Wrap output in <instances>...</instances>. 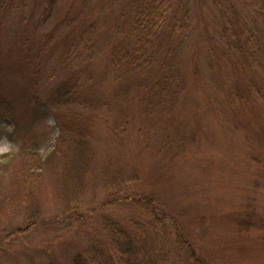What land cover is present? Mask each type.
<instances>
[{
  "label": "rangeland",
  "instance_id": "rangeland-1",
  "mask_svg": "<svg viewBox=\"0 0 264 264\" xmlns=\"http://www.w3.org/2000/svg\"><path fill=\"white\" fill-rule=\"evenodd\" d=\"M173 2L166 24L154 0L0 7V264H122L119 228L161 264H264V6Z\"/></svg>",
  "mask_w": 264,
  "mask_h": 264
},
{
  "label": "trees",
  "instance_id": "trees-1",
  "mask_svg": "<svg viewBox=\"0 0 264 264\" xmlns=\"http://www.w3.org/2000/svg\"><path fill=\"white\" fill-rule=\"evenodd\" d=\"M174 0H154V19L156 23L166 24V21L170 18L172 12L171 8L173 7ZM250 3V6L255 7H263L264 0H246ZM6 0H0V7L4 5ZM170 82V79H168ZM73 88V85H72ZM69 83L67 85H63L57 91L58 102L61 104H69L73 101L74 96L77 94L76 89H72ZM165 91L162 96L163 99H170L173 95L170 87H163ZM159 93V92H158ZM82 122V123H81ZM77 122L75 120L72 121L75 128L70 127L73 134H69L70 137H64L62 140V145H66L69 141L71 142V146L74 151H77L78 156L73 159L74 167L78 168V173L75 177H77L78 184L76 186L75 191L79 187V185L84 182L83 177L86 175L87 170L90 165L91 154H92V145L88 140L90 135V129L84 122ZM63 126V124H62ZM65 148V147H64ZM64 148L61 150L63 151ZM78 161H83L81 165H78ZM72 190V189H71ZM73 191V190H72ZM150 210L154 212L155 216L156 211L153 207V197L150 198ZM157 218V217H156ZM155 222V217H154ZM139 231L130 232L126 229L119 228L118 232L113 234V247L115 252L119 255L120 262L122 264H161L160 254L157 249L156 242L150 236L142 237L138 234ZM191 254L194 262L196 264H203L202 260L196 254V252L191 249ZM74 264H94L90 260L85 257L79 255L75 258Z\"/></svg>",
  "mask_w": 264,
  "mask_h": 264
}]
</instances>
